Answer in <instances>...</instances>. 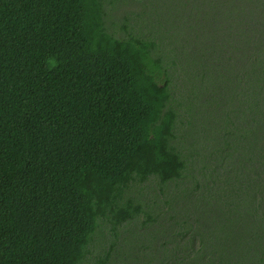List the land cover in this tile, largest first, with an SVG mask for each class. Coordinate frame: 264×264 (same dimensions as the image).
I'll list each match as a JSON object with an SVG mask.
<instances>
[{"label": "trees", "instance_id": "1", "mask_svg": "<svg viewBox=\"0 0 264 264\" xmlns=\"http://www.w3.org/2000/svg\"><path fill=\"white\" fill-rule=\"evenodd\" d=\"M165 5L162 34L124 14L120 35L107 0H0V264H86L100 226L143 211L128 190L182 179V71L202 95L230 66L264 115V0Z\"/></svg>", "mask_w": 264, "mask_h": 264}, {"label": "rangeland", "instance_id": "2", "mask_svg": "<svg viewBox=\"0 0 264 264\" xmlns=\"http://www.w3.org/2000/svg\"><path fill=\"white\" fill-rule=\"evenodd\" d=\"M111 1L107 0V24L120 35L129 30L122 23L132 24L122 20L124 14L129 19L134 14L138 30L162 34L165 4L182 3ZM229 73L230 66L225 75L211 79L209 90L201 95L196 88L200 81L188 79L182 71L177 83L185 124L179 130V145L190 170L181 180L162 184L151 177L128 190L126 196L141 202L143 211L116 231L100 226L86 264H96L111 243L115 248L108 264H264V115H257L255 94L247 101L241 81ZM249 81L256 90L254 80ZM160 186L168 191L170 205ZM157 205V221L149 220L143 227L144 210L151 213ZM177 229L184 235L177 236Z\"/></svg>", "mask_w": 264, "mask_h": 264}]
</instances>
